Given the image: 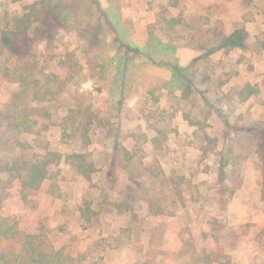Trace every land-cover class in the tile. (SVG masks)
Returning a JSON list of instances; mask_svg holds the SVG:
<instances>
[{
  "label": "rangeland",
  "instance_id": "1",
  "mask_svg": "<svg viewBox=\"0 0 264 264\" xmlns=\"http://www.w3.org/2000/svg\"><path fill=\"white\" fill-rule=\"evenodd\" d=\"M3 28L6 63L60 91L45 140L97 171L62 161L26 204L19 182L0 189V220L18 229L0 252L13 260L32 233L75 264H207L203 251L264 264V0H0ZM236 30L242 45L225 46ZM152 56L177 59V76ZM247 82L260 91L241 100ZM18 89L0 75V111ZM77 103L107 125L88 144L59 129ZM12 140L0 119L1 158Z\"/></svg>",
  "mask_w": 264,
  "mask_h": 264
},
{
  "label": "trees",
  "instance_id": "2",
  "mask_svg": "<svg viewBox=\"0 0 264 264\" xmlns=\"http://www.w3.org/2000/svg\"><path fill=\"white\" fill-rule=\"evenodd\" d=\"M4 31L0 32V75L18 82L19 89L7 103L5 109L0 111V119L6 122L13 137L12 144L16 149V152L7 159L0 156V189L6 190L14 182H19L21 198L26 204L31 201V196L42 188L51 173L52 166L58 165L62 161L67 162L79 175L87 179H91L97 169L94 162L84 152L65 154L50 147V143L45 140L44 135L53 125L57 124L53 120L55 114L52 113L48 105L53 98L56 99L60 91L56 85L55 89L50 85L46 87L43 81L45 76L40 75L35 66L27 68L6 63L3 59L4 46L1 43L4 41L2 39V34L3 38L5 37ZM238 33L241 32L234 31L226 43L224 42V45L241 46V41L244 42L245 36H237ZM235 36L239 38L237 41L233 40ZM148 60L153 64L170 68L176 76L179 72L180 66L177 59L172 60L164 57L158 59L152 56ZM101 68L103 71L106 70V64L102 63ZM125 83L126 79H124L123 86ZM259 91L257 85L247 82L237 91V95L241 100H247L257 95ZM65 113L59 118L58 125L66 141L77 138L81 143L88 144L95 127L107 126L102 116L90 104L69 105L65 109ZM33 134L36 137L31 142L28 140V136ZM43 140L47 142L46 145L38 143ZM35 148L43 150L37 151ZM125 155L128 161L132 160V153L126 151ZM181 189L180 193H182ZM97 215H99V211L93 209L90 201L85 200L80 206V216L84 221L90 222ZM6 221V219L0 220V236L5 239H13L17 236L18 229ZM44 244L40 234H27L23 241V251L18 253L13 260H9L6 254L0 252V264H13L14 262L20 264H75L74 259L70 256L62 258L64 254L62 250L51 253L48 251L47 245ZM213 255L206 251L200 254L194 253L195 259L207 264H211L213 261L219 264H237L227 253L221 254L220 251H217L216 256L213 257Z\"/></svg>",
  "mask_w": 264,
  "mask_h": 264
}]
</instances>
